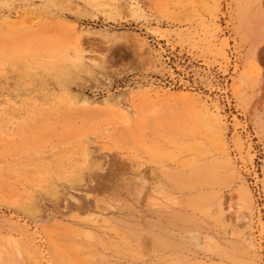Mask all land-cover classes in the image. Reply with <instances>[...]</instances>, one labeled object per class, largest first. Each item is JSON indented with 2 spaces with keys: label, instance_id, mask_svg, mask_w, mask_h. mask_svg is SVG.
Masks as SVG:
<instances>
[{
  "label": "rangeland",
  "instance_id": "obj_1",
  "mask_svg": "<svg viewBox=\"0 0 264 264\" xmlns=\"http://www.w3.org/2000/svg\"><path fill=\"white\" fill-rule=\"evenodd\" d=\"M0 264H264V0H0Z\"/></svg>",
  "mask_w": 264,
  "mask_h": 264
},
{
  "label": "bare ground",
  "instance_id": "obj_2",
  "mask_svg": "<svg viewBox=\"0 0 264 264\" xmlns=\"http://www.w3.org/2000/svg\"><path fill=\"white\" fill-rule=\"evenodd\" d=\"M5 17V16H3ZM7 17V16H6ZM5 19V18H4ZM120 74H124V72L120 73ZM112 97L110 96H106V97H103L101 100L97 101L96 104H105V105H113V106H116V107H119L120 108V105L118 104V100H115L114 102H111L112 100ZM111 100V101H110ZM122 109V108H121ZM124 111V110H123ZM128 116V115H127ZM41 218V217H40Z\"/></svg>",
  "mask_w": 264,
  "mask_h": 264
}]
</instances>
